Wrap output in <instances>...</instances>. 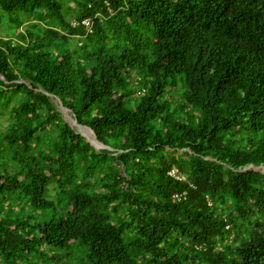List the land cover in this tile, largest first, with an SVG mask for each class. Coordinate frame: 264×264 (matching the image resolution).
Wrapping results in <instances>:
<instances>
[{
    "label": "trees",
    "instance_id": "obj_1",
    "mask_svg": "<svg viewBox=\"0 0 264 264\" xmlns=\"http://www.w3.org/2000/svg\"><path fill=\"white\" fill-rule=\"evenodd\" d=\"M0 11V264H264V0Z\"/></svg>",
    "mask_w": 264,
    "mask_h": 264
},
{
    "label": "rangeland",
    "instance_id": "obj_2",
    "mask_svg": "<svg viewBox=\"0 0 264 264\" xmlns=\"http://www.w3.org/2000/svg\"><path fill=\"white\" fill-rule=\"evenodd\" d=\"M0 13H2L1 14V22H0V37H3V36L5 37L12 32L13 27L7 22L8 14L5 12H1V11H0ZM53 100H54V103L57 106L58 110L62 114V117L66 121L70 122L76 131H79V132L81 131L82 133H84L85 136L90 141L94 142L95 145H93V146L97 147L98 149L101 147H104L101 143H98L96 141L95 135L93 134V132L88 127L83 126V125H79L80 123L77 122V120L75 119L74 115L71 113L70 110H68L66 108H62L61 104L59 103V101L56 98H54ZM0 122H4V119L0 118Z\"/></svg>",
    "mask_w": 264,
    "mask_h": 264
},
{
    "label": "clouds",
    "instance_id": "obj_3",
    "mask_svg": "<svg viewBox=\"0 0 264 264\" xmlns=\"http://www.w3.org/2000/svg\"><path fill=\"white\" fill-rule=\"evenodd\" d=\"M85 25V24H84ZM60 103V102H59ZM62 103V102H61ZM63 105V104H62ZM67 108V107H66ZM68 109V108H67ZM69 110V109H68ZM76 119V118H75ZM66 121V120H65ZM67 122V121H66ZM81 124V123H80ZM83 125V124H82ZM74 129V128H73ZM91 129V128H90ZM75 130V129H74ZM92 130V129H91ZM76 131V130H75ZM76 132H78V131H76ZM93 132V131H92ZM79 133V132H78ZM81 134V133H80ZM93 134H94V132H93ZM82 135V134H81ZM95 135V134H94ZM86 138V137H85ZM88 139V138H87ZM95 139H96V135H95ZM89 140V139H88ZM96 141L98 142V143H101L103 146H104V148L105 147H107V148H109V149H111V147H109V146H106L105 144H103L102 142H100V141H98L97 139H96ZM92 145V144H91ZM95 147V146H94ZM97 150H99L97 147H95ZM101 148H103V147H101ZM183 150V149H182ZM263 169V170H262ZM248 170H254V171H264V167H262L261 165H258V166H254V165H248V166H246V167H244V168H242L241 170H240V172H242V171H248ZM169 174L170 175H172V176H174L176 179H179L180 180V178H181V175L180 174H178L177 173V169H175V168H173V169H171L170 171H169Z\"/></svg>",
    "mask_w": 264,
    "mask_h": 264
},
{
    "label": "water",
    "instance_id": "obj_4",
    "mask_svg": "<svg viewBox=\"0 0 264 264\" xmlns=\"http://www.w3.org/2000/svg\"><path fill=\"white\" fill-rule=\"evenodd\" d=\"M60 104H61V107L62 108H66V107H64L63 105H62V103L60 102ZM67 109V108H66ZM68 122V121H67ZM68 124L70 125V127H72L73 128V126H72V124L70 123V122H68ZM79 125H82V124H79ZM83 126H85V125H83ZM87 127V126H86ZM89 128V127H88ZM90 129V128H89ZM91 130V129H90ZM92 131V130H91ZM79 132V131H78ZM79 133H81L82 134V132H79ZM83 135V134H82ZM84 136V135H83ZM85 137V136H84ZM87 139V138H86ZM88 140V139H87ZM92 145H95L94 144V142L93 141H90V140H88Z\"/></svg>",
    "mask_w": 264,
    "mask_h": 264
},
{
    "label": "built area",
    "instance_id": "obj_5",
    "mask_svg": "<svg viewBox=\"0 0 264 264\" xmlns=\"http://www.w3.org/2000/svg\"><path fill=\"white\" fill-rule=\"evenodd\" d=\"M84 24H85V26H86V27H89V26H88V24H89V21H87V20H86V21H84Z\"/></svg>",
    "mask_w": 264,
    "mask_h": 264
},
{
    "label": "bare ground",
    "instance_id": "obj_6",
    "mask_svg": "<svg viewBox=\"0 0 264 264\" xmlns=\"http://www.w3.org/2000/svg\"><path fill=\"white\" fill-rule=\"evenodd\" d=\"M62 110V109H61ZM63 111V110H62ZM81 132V131H80ZM84 136H85V134L84 133H82ZM86 137V136H85ZM87 138V137H86Z\"/></svg>",
    "mask_w": 264,
    "mask_h": 264
}]
</instances>
